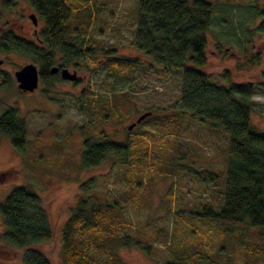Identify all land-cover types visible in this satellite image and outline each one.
Masks as SVG:
<instances>
[{"label": "rangeland", "instance_id": "rangeland-1", "mask_svg": "<svg viewBox=\"0 0 264 264\" xmlns=\"http://www.w3.org/2000/svg\"><path fill=\"white\" fill-rule=\"evenodd\" d=\"M136 1L96 0L95 19L88 28L89 37L85 42L98 63L105 51L139 58L140 66L126 69L125 75L104 66L93 69L97 70L93 73L89 67L90 56H83L72 60L70 66L78 71V84L51 80L48 85L40 86L43 91L19 93L14 72L33 62L22 54L0 51L3 60L0 113L7 108L16 109L18 119L25 124L28 139L24 153L20 154L8 137L0 136V172H5L0 178V201L14 186L31 184L47 213L52 237L25 248L40 251L51 264H62L61 228L79 198L88 196L123 202L126 197L124 167L116 158L108 157L93 168L81 167L82 138L102 129L108 139L122 142L127 126L136 120L138 113L148 110L153 115L176 117L181 111L179 74L163 72L134 47ZM208 1L216 4L217 13L212 16L207 31L206 63L194 67L222 85L226 84V79L236 83L252 82L250 121L264 130V27H259L264 19L254 13L256 6H264V0ZM30 12L33 9L25 0H15L9 8L1 6V27L13 29L17 35L34 41L32 30L42 28L44 22L37 17L34 26L27 17ZM254 56L256 62L247 68L246 61ZM81 90L84 96L79 95ZM110 110L116 111L117 116ZM105 114L109 118H105ZM184 117L180 127H164L161 121L155 120L143 123L141 130L136 129V125L132 128L136 135L146 136L143 137L151 147L153 169L142 202L140 198V202L126 208L125 215L131 225L127 231L135 235L144 229L151 239H146L148 253L136 245L120 247L118 254L125 264H163L170 251L177 255L180 251L183 254L200 252L199 256L205 258V254L218 264H239L245 245L260 243L257 228L199 217L204 206L217 210L221 202L224 163L225 166L227 163L223 137L226 135L218 127L215 134L210 135L206 124L199 125L194 119ZM165 146L171 150L167 151ZM183 152L188 162H182ZM179 163L189 164L200 173L178 169ZM90 179L94 180L93 185L83 191L80 185ZM179 210L182 220L175 228L174 213ZM198 229L202 237L195 233ZM2 230L0 218V264H23L25 248L6 244L1 238ZM201 263L205 264V260Z\"/></svg>", "mask_w": 264, "mask_h": 264}, {"label": "trees", "instance_id": "trees-1", "mask_svg": "<svg viewBox=\"0 0 264 264\" xmlns=\"http://www.w3.org/2000/svg\"><path fill=\"white\" fill-rule=\"evenodd\" d=\"M25 1L44 22L41 33L44 47L40 48L35 41L17 35L13 29H3L0 18V51L22 54L33 63H40L44 85H48L52 79L47 78V73L48 67L54 63L55 51L65 62L90 56L89 67L93 73L104 66L125 75L126 69L140 66L139 58L122 57L109 51L104 52L103 59L98 63L91 48L85 45L90 32L88 28L95 19L96 0ZM13 3L14 0H2L1 6L9 8ZM134 12V47L163 72L175 71L179 74L181 110L176 117L153 115L149 111L150 114L136 124V129L141 130L143 123L155 120L161 121L164 127H180L185 115L199 125L206 124L210 135L215 134L216 127L223 130L226 138L220 135L226 141L227 163L226 166L224 163L221 202L217 210L204 206L199 217L257 228L260 243L246 244L239 264H264V130H259L250 121V100L254 87L252 82L236 83L229 79L222 85L194 67L206 63L207 31L212 16L217 13L216 4L208 0H137ZM254 13L264 19V6H256ZM259 27H264V22L259 23ZM256 58L247 60L245 66L252 67ZM227 76L224 74V77ZM105 105L109 108L107 102ZM110 111L117 116L116 111ZM144 112L138 113L137 117ZM105 118H109L108 114H105ZM204 120L211 125L203 123ZM125 133L126 138L122 142L108 139L102 129L82 138L81 167L93 168L108 157L116 158L124 167L126 197L123 202H108L88 196L76 201L61 228L62 264H125L118 249L133 245L148 253L146 239L151 238L144 229L135 235L128 232L131 225L125 213L126 208L140 202V198L142 202L150 186L147 181L153 169L151 147L145 135H136L127 128ZM0 136L8 137L11 146L20 154L24 153L28 143L26 127L18 119L16 109L7 108L0 113ZM164 148L171 150L166 146ZM181 156L182 162H188L185 152ZM177 168L200 173L189 164L179 163ZM4 175L5 172H0V178ZM93 181L87 180L80 188L83 191L90 189ZM181 213L180 210L174 213L175 228L180 225ZM0 218L3 226L1 238L10 246L25 248L30 244L49 241L52 237L47 213L31 184L14 186L5 195L0 201ZM195 231L199 237L203 236L200 229ZM172 233H176V229ZM199 255L200 252L183 254L180 251L177 255L170 251L163 264H202L203 260L205 264H218L205 254V258ZM22 263L51 264L43 253L33 248H25Z\"/></svg>", "mask_w": 264, "mask_h": 264}, {"label": "water", "instance_id": "water-1", "mask_svg": "<svg viewBox=\"0 0 264 264\" xmlns=\"http://www.w3.org/2000/svg\"><path fill=\"white\" fill-rule=\"evenodd\" d=\"M1 1V0H0ZM29 19L32 21L34 25H36V17L35 14H29ZM3 63V60L0 59V65ZM58 68L53 66L51 67L50 72L53 73L57 71ZM38 70L37 67L33 63H29L25 66L20 67L18 70L14 72V79L17 82V88L22 92H33L38 86ZM60 77L63 80L67 81H75L77 76L75 72H70L66 68H62L60 70ZM150 112H144L140 114L134 122L127 126V130H131L136 124L140 123L143 119H145Z\"/></svg>", "mask_w": 264, "mask_h": 264}, {"label": "flooded vegetation", "instance_id": "flooded-vegetation-1", "mask_svg": "<svg viewBox=\"0 0 264 264\" xmlns=\"http://www.w3.org/2000/svg\"><path fill=\"white\" fill-rule=\"evenodd\" d=\"M1 2H2V0L0 1V7H1ZM14 3H15V0H14ZM31 7V6H30ZM31 13H33V14H35V17H36V25H37V17H39L36 13H35V11L33 10V12H30L29 14H31ZM29 14L27 15V17H28V19H29ZM40 18V17H39ZM30 20V19H29ZM31 21V20H30ZM31 23H32V21H31ZM33 24V23H32ZM34 25V24H33ZM36 25H34V26H36ZM44 29V24H43V27L41 28V27H35L33 30H32V34H33V37H34V41L37 43V45L38 46H40V48H42V47H44L43 46V41H42V39H41V33H42V30ZM14 31V30H13ZM22 37V36H21ZM25 38V37H24ZM59 53L58 52H56L55 51V53H54V63L53 64H51L49 67H48V75H47V78L49 77V78H52L51 80H59V81H63V79H61V77H60V70L62 69V68H66L68 71H70V72H75V74H76V76H77V79L75 80V81H69L72 85H76V84H78V82H79V77H78V71L76 70V68H71L70 66H72L71 64L73 63V61H69V62H65L64 60H62V58H61V56L59 57V55H58ZM57 55H58V58H57ZM34 65L37 67V70H38V74H39V77H38V86H37V90H41V91H43L42 90V88L40 87V86H43L44 87V84H43V79L41 78V76H40V71H41V67H42V65H40V63H34ZM53 66H55V67H57L58 68V70L57 71H55V72H53V73H51L50 72V70H51V67H53ZM74 66V65H73ZM70 69V70H69ZM64 81H67V80H64ZM46 87V86H45ZM35 89V90H36ZM34 90V91H35ZM19 91V93H20V90H18ZM22 92V91H21ZM23 93V92H22ZM24 93H26V92H24ZM79 95L80 96H84L85 95V93H84V91L83 90H81V91H79Z\"/></svg>", "mask_w": 264, "mask_h": 264}]
</instances>
